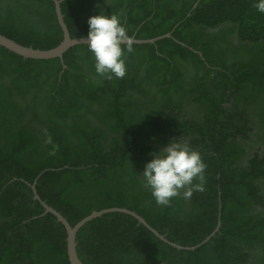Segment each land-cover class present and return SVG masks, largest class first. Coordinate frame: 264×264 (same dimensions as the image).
<instances>
[{"label": "trees", "instance_id": "16d2710c", "mask_svg": "<svg viewBox=\"0 0 264 264\" xmlns=\"http://www.w3.org/2000/svg\"><path fill=\"white\" fill-rule=\"evenodd\" d=\"M1 1V34L38 49L64 39L54 0ZM254 3L63 0L72 38L87 37L101 11L121 14L137 39L172 33L133 43L126 75L111 80L96 74L87 44L63 59L0 45V264H71L66 227L45 213L35 182L71 225L122 207L184 247L215 232L177 248L134 216L108 212L77 232L84 264H264V13ZM225 23L252 44L246 61L213 54L208 29ZM172 136L201 152L206 184L162 206L142 171Z\"/></svg>", "mask_w": 264, "mask_h": 264}, {"label": "clouds", "instance_id": "9594fccd", "mask_svg": "<svg viewBox=\"0 0 264 264\" xmlns=\"http://www.w3.org/2000/svg\"><path fill=\"white\" fill-rule=\"evenodd\" d=\"M254 6L258 12L264 13V0H255ZM88 25L85 42L93 53L96 74L109 80L123 78L127 72L125 56L134 51V46L122 15L101 11L89 17ZM206 168L198 149L173 139L153 153L142 174L156 203L167 206L174 197L182 195L188 199L194 191H204Z\"/></svg>", "mask_w": 264, "mask_h": 264}, {"label": "water", "instance_id": "95a60500", "mask_svg": "<svg viewBox=\"0 0 264 264\" xmlns=\"http://www.w3.org/2000/svg\"><path fill=\"white\" fill-rule=\"evenodd\" d=\"M63 0H54L55 3V9L58 17V21L60 23V26L63 30L64 34V39L62 42L57 45L54 48L51 49H38L34 48L31 46H25L20 44L19 42L3 35L0 33V45L6 47L7 49L25 57V58H34V59H52V58H61L63 59L64 53L72 46L78 45V44H87L85 42L87 37H77V38H72L71 34L69 32L68 26L64 20V15L62 13L61 9V2ZM164 37H172V33L168 32L165 35L158 36L155 38H150V39H137L133 37V43H154L157 40L164 38ZM63 62V61H62ZM33 191L35 193V198L40 200L42 205L45 208V213L51 212L53 213L59 221H61L64 226L66 227L67 230V245H68V254H69V259L71 264H84L82 260L79 258L78 253H77V242H76V235L78 230L85 225L87 222L90 220L102 216L105 213L108 212H114V211H119V212H124L127 214H130L134 216L135 218L138 219V221L142 224H144L147 228H149L153 233H155L160 239L164 240L165 242H168L172 244L173 246H176L177 248H187V249H195L196 247L200 246L202 243L206 242L214 233H212L209 237H207L201 244L197 246H192V247H184L181 245H178L176 243H173L169 241L164 235L160 234L156 229H154L144 217L136 213L135 211H132L128 208H122V207H111V208H106L102 209L99 211H94L91 214L87 215L83 219H81L79 222H77L75 225H71V223L65 218L58 210L47 204L45 201H43L40 197V195L37 192L36 189V182L32 185ZM220 223L218 224L217 230L219 229Z\"/></svg>", "mask_w": 264, "mask_h": 264}, {"label": "flooded vegetation", "instance_id": "af4514ba", "mask_svg": "<svg viewBox=\"0 0 264 264\" xmlns=\"http://www.w3.org/2000/svg\"><path fill=\"white\" fill-rule=\"evenodd\" d=\"M0 3H2L1 0ZM208 32L213 34L211 36L213 54L217 55L218 53L216 51L220 50L219 55L225 58L229 65H233L236 61H246L248 58H245V55L250 56L254 53L251 52V48H253L251 43H241L239 41L236 28L231 23H225L216 28L208 29ZM200 54L202 55V52ZM200 68L199 73H204V69L202 67ZM190 70L193 73L195 69L190 68Z\"/></svg>", "mask_w": 264, "mask_h": 264}, {"label": "rangeland", "instance_id": "374dc122", "mask_svg": "<svg viewBox=\"0 0 264 264\" xmlns=\"http://www.w3.org/2000/svg\"><path fill=\"white\" fill-rule=\"evenodd\" d=\"M246 57L245 58H249L250 56L249 55H245ZM173 139H177V140H181V141H184V142H188L187 140H183L182 136H172L170 138V140H173Z\"/></svg>", "mask_w": 264, "mask_h": 264}]
</instances>
